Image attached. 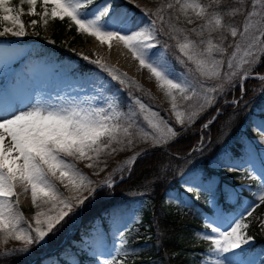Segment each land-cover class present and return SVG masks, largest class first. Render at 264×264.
I'll return each instance as SVG.
<instances>
[{
	"label": "snow or ice",
	"instance_id": "snow-or-ice-1",
	"mask_svg": "<svg viewBox=\"0 0 264 264\" xmlns=\"http://www.w3.org/2000/svg\"><path fill=\"white\" fill-rule=\"evenodd\" d=\"M19 3L21 7L18 9L11 0H0V24L10 25L0 29V38H23L28 35L21 19L24 14L23 5L26 4L27 14L39 15L45 25L49 19L64 21L67 18L75 25L78 33L94 37L100 45L107 43L111 49L113 41L122 44L131 53L132 58L139 62V68L147 69L151 77L155 78L159 89L171 99L172 110L180 124H183L184 120L181 118L183 113L176 110L178 96L186 100L195 98L198 109L204 111L214 103L212 94L223 95L224 82L215 86L205 85L198 80L189 79L183 72H177L168 59L169 46H161L159 36L176 39L179 52L187 58V62L194 64L201 76L211 80L221 77V62L216 59L214 53L224 52L223 45L228 34L232 38H238L228 43V47L234 51L223 68L225 73L233 69L239 70L244 65L252 68L264 57V13L253 12L251 15L260 16L255 29L250 31L245 25L238 33L237 29L231 27L223 18V10L217 9V14L209 19L204 5L175 0L185 15L188 10H192L198 18L206 21L198 33L201 39L194 41L184 36L181 41L174 26L170 25L168 30L165 29L163 9L156 13L145 12L146 23L134 26L132 18L126 12L117 10L113 0H105L99 7H96V0H19ZM38 3L44 9L42 14L37 12ZM229 6L233 5L225 7ZM173 7L172 3L167 4L168 9ZM240 11L241 14L247 15L243 9ZM188 22L191 23V19ZM30 24L35 27L37 21L32 20ZM205 30L208 33L206 39ZM214 33L219 43H213ZM13 43L14 40L0 39V70L17 76L18 81L27 83L25 73L17 74L14 67L18 53L9 48ZM203 45L206 47H202ZM238 53H242V56H238ZM81 58L95 64L110 77L106 79L98 72L81 73L73 77L70 86L87 96V102L44 106L29 101L21 108L20 104L28 97L21 91L19 84H14L0 93V239L6 243L11 238L23 244L19 249L0 254L5 259H11V264H17L18 258L30 255L34 249L46 247L55 239L57 233L71 227L87 212L89 204L100 192L114 188V179H105L96 184L66 157L80 162L86 161L88 168H97L103 162L101 157L134 145L138 137L137 130L142 127L140 115L151 113V118L144 115L143 119L156 130L152 135L154 145L126 162L130 175L138 159L154 155L162 143L168 144L170 138L177 137L178 132L183 131L168 126L159 113L152 111L140 98L128 94L129 98L125 100L122 93L126 85V74L119 73L100 60H90L88 56ZM235 74L236 72L232 71V75ZM113 82H118L120 87H116ZM240 83V96H234L230 101L225 99V105L231 104L235 108L243 101V78ZM231 90L234 92L235 87ZM196 114L195 109L189 112V122H192ZM220 114L222 109L217 108L216 113L201 126V130H206ZM153 118L160 123H153ZM252 130L260 136L256 144L262 146L261 151L258 152L251 143H245L239 156L223 149L207 161L208 167L229 173H246V178L259 182L253 193L254 199L247 206L241 205V211L229 212L221 206V201L239 202L240 191L233 188L221 193L213 180L196 166L181 172L176 189L166 192V199H174L180 207L186 209L193 206L201 193L205 194L207 214L202 217V222L208 230L204 233V238L210 243V247L199 264H264V252L253 255L247 251L254 237L247 233L250 225L246 220L253 216L258 207L264 206V120L254 123ZM148 135L144 133L140 138L147 139ZM7 138L10 139L5 144ZM246 139L242 138V141ZM204 149L205 142L201 136L198 147L191 151L203 154ZM161 150L169 159L155 163L157 175L149 185H155L168 173L172 159H187L178 155L173 157L167 148ZM103 170L98 168L94 174L99 175ZM118 171L123 179L125 168ZM115 174L114 172L112 175ZM54 180L59 181L70 195L65 196ZM149 185H145V190H148ZM17 187L23 188L26 193L30 190L34 206L47 207V211L41 210L35 214L34 227H22V224L27 222L18 210V198L15 202L12 200V197L16 196ZM243 188L249 186L244 185ZM124 216L125 213L121 210H113L109 217L111 227L108 232L104 231L103 224L99 231L93 228L78 242H74L71 248L64 249L56 257L46 258L42 264H82L80 256L87 257L88 264H119L117 256L128 255V252L123 250L127 243L124 234L128 231ZM109 236L119 241L118 247L108 246Z\"/></svg>",
	"mask_w": 264,
	"mask_h": 264
},
{
	"label": "rangeland",
	"instance_id": "rangeland-1",
	"mask_svg": "<svg viewBox=\"0 0 264 264\" xmlns=\"http://www.w3.org/2000/svg\"><path fill=\"white\" fill-rule=\"evenodd\" d=\"M127 3L134 6L138 9L137 12H133L128 10L124 6L116 5L117 0H113V3L116 6L117 10H122L128 14L135 22L134 26L143 25L146 23V17L144 16L145 12L156 13L160 12L163 9L162 16L164 20L165 29L168 30L169 26H174L178 31L176 35H178L179 39L183 41V37L187 36L189 39L198 41L201 37L198 33L201 30V27L206 24L204 19L198 18L196 12L192 10L187 11V15L180 11V5L175 3V0H124ZM105 0H99L96 2V7L102 6ZM184 2V0H182ZM189 3H200L204 5L208 12V18L212 19L217 14V9L223 10L221 12L223 18L227 23L230 24L231 27H235L239 32L243 30L245 25H247L250 31L254 30L257 21H259V15H251L253 12L255 13H264V0H187ZM172 3L174 7L172 9L167 8V4ZM233 5L229 7H225L228 5ZM240 9H243L247 15L241 14ZM24 14L21 16L22 21L26 26V31L28 35L23 38H13L11 36L2 37L0 39L14 40L15 43L9 45V48L18 53L16 57V62L14 67L16 69L17 74L24 72L28 78V82L25 83L23 80L17 79V76H13L6 71L0 70V93H3L7 88H10L14 84H19L21 91L27 94V99H25L24 103L20 104L21 108H24L29 101L33 104H40L44 106H62L67 105L69 103H81L87 102L88 97L84 94L80 93L78 90L71 87V81L74 76H78L79 73L71 74L66 72V70H61L59 67L63 65V62L43 60L42 58L36 57L34 55L35 49L38 47V43L36 41H28L26 38L35 39L38 35L44 39V43L49 46H53L52 41V33L54 31V23L56 21H60L59 19L52 20L49 19L47 25L43 24L40 20V16H31L28 15V9H23ZM44 9L42 5L37 10L38 13H43ZM189 19H191V23H189ZM32 20H36L37 24L35 27H32L30 22ZM66 24L64 25V30L62 32V41L66 47L70 49V51H74L80 58L82 56H88L90 60H100L103 64L116 69L121 74H126V85H130V92L133 96L138 97L146 104V106L150 107L152 111H156L159 113V116L168 124V126L173 127L174 130L183 129L200 119H205L201 126L210 119L215 113L217 108H221V105L225 103V99L231 100L233 98V94L240 92L241 87V79L243 78V82L247 76H252L256 78L264 77L263 75H253L251 71L257 66L258 62L254 64L252 68H248L247 65L242 66L239 70L233 69L236 74L233 76L232 71L225 73L223 68L227 65L228 60L231 58V54L234 51L233 48L228 47V43L234 39L230 34L227 35L224 41V52L223 53H214L216 59L221 62V68L219 69L221 72L220 79L211 80L207 79L200 75V72L196 69V66L190 62H187V58L183 57V55L179 52L178 44L176 39H171L168 36H159L158 39L161 42L166 41L169 45L176 47L177 55L179 61L188 66L191 70L190 76L184 73L182 70L176 69L177 72H183L189 79L194 81L198 80L205 85H217L221 82H224V93L220 96L214 95V103L211 107H207L204 111H200L196 104V99L186 100L180 98L178 96L176 100V110L183 113L182 119L184 120L183 124H180L176 119V114L172 110L171 99L164 95V93L159 89L155 78L151 77L150 73H148L147 69H140L139 62L134 60L131 56V53L123 47L122 44H117L116 42H112L111 49L108 47V44L100 45L99 42L94 37H89L86 34L78 33L75 25L71 24L67 18L64 20ZM63 22V21H61ZM4 26H10L6 24H2L1 28ZM159 26V24H158ZM207 30L204 32V38H207ZM213 43H219L215 39V33L213 34ZM202 47H206L203 45ZM238 56H242V53H238ZM66 66L72 70L77 66V60H70L66 62ZM99 73L104 76L106 79H110L108 74L102 71L99 68H94L91 73ZM227 81H231L230 83ZM134 82V83H132ZM118 84V82H113ZM117 87V85H115ZM235 87V91L233 92L231 89ZM118 87L120 85L118 84ZM244 88V86H243ZM202 91H206V89H202ZM193 109L196 110V115L193 117L192 122H189V112ZM252 112L249 114L247 119L243 122L240 127L239 133L236 135L234 139H232L228 144H226L223 149H227L233 155L239 156L244 148L245 143H251L257 149V151L262 150V146L256 144V141L260 139L258 133L253 132L252 125L254 123H259L261 120H264V96L256 102L253 107L251 105ZM137 111H139L137 106ZM144 115H149L151 118V113L141 114L139 117L140 123L142 127L138 129V137L136 142L131 148H125L122 151H117L110 155L106 154L101 157L103 161L97 168H88L86 167V161L80 162L76 160H72L70 157H66L71 163H74L77 168L80 169L81 172L91 180H93L96 184L99 182L120 175L118 171L121 168H126V162L130 160L133 156L138 155V151L142 149H146L148 147H153L154 141L152 140V135L155 133V129L151 128L147 121L143 119ZM153 123L159 124L160 121L153 118ZM144 133H148L147 139H142L140 137L144 136ZM182 133V131L178 132V136ZM177 136V137H178ZM177 137L170 138L169 143L177 140ZM247 138L242 141V138ZM201 138V137H200ZM10 138L5 140V144L9 142ZM168 143V144H169ZM199 143V142H198ZM166 144H161L160 146H165ZM15 155V153H14ZM98 168H103V171L99 172V175H95L94 173L98 171ZM213 170V175L208 176L209 179H212L213 182L218 186L221 193L225 190L231 191L235 188L237 191H240V200L239 202H227L221 201V206L229 212H236L242 210L241 205L247 206V204L251 203L254 199L253 193L256 191L258 181H253L249 178H246V173L239 172H227L217 170L216 168L211 167ZM116 173L113 176V173ZM237 174V176H234ZM119 180V179H118ZM60 191L68 196L70 193L63 188V186L59 183V181H53ZM248 185L249 188H243L242 186ZM168 191V190H167ZM166 191V192H167ZM16 196L12 197V200L15 202L18 198V210L22 214L24 221L27 223L22 224V227L27 228L29 225L34 227L35 221L34 216L38 211H47V207L37 208L31 202V193L30 190L26 193L23 188L17 187L15 189ZM165 192V203L166 205L180 209V207L174 199H166ZM195 195V194H193ZM201 196L205 198V194L201 193ZM140 201L136 202L133 208L124 209L122 212L125 213L124 222L132 223L135 220L134 210L138 207ZM260 207H258L253 213L252 217L247 218L246 222L249 223L250 227L247 230L248 235L250 232H258L260 235L264 237V215H262L259 211ZM80 224V219L78 218L73 226L75 228H71L70 237L74 234L75 230L78 228ZM100 222L95 224V230L99 231L101 228ZM104 231L108 232L111 227L110 220L105 223ZM208 231L204 228L202 224V233L201 238L204 239L206 243H209L204 238V233ZM251 236V235H250ZM68 237V239L70 238ZM111 246L110 247H118L119 241L114 240L111 236ZM65 240V239H64ZM74 242H78V240H73L71 238V243L66 248H71ZM210 244V243H209ZM254 240L251 246L247 249L250 254H259L264 252L255 250ZM63 244H61L58 248L46 253L50 254L57 251ZM21 248L23 244L21 241H17L14 239H8L7 242H3L0 239V250L6 248ZM50 247L48 244L43 250H46ZM65 248V249H66ZM39 249H34L33 253H38ZM75 251V249H73ZM45 254V255H46ZM45 255H40V257H45ZM81 257V256H80ZM83 257V256H82ZM85 257V256H84Z\"/></svg>",
	"mask_w": 264,
	"mask_h": 264
},
{
	"label": "trees",
	"instance_id": "trees-1",
	"mask_svg": "<svg viewBox=\"0 0 264 264\" xmlns=\"http://www.w3.org/2000/svg\"><path fill=\"white\" fill-rule=\"evenodd\" d=\"M11 3L18 9L21 7L19 0H11ZM115 4L124 6L133 12L138 11L124 0H117ZM40 6L41 4L38 3L37 10ZM23 9H28V6L23 5ZM65 24V21L54 23V31L51 37L53 46L46 45L41 35L35 39L26 38L28 41L34 40L38 43L34 55L49 62H63L59 68L71 74L89 73L94 68H98L95 64L84 61L64 45L62 32ZM165 44L169 46L167 49L168 59L173 63L175 69L182 70L190 76L191 70L179 61L176 47L169 45L166 41L161 42V46ZM74 59L77 60V66L70 70L66 66V62ZM251 74L258 76L264 74V57L251 71ZM115 85L118 87L117 83ZM243 86L244 99L238 107L234 108L231 104L225 105L223 103L221 105L222 114L217 116L215 122L210 124L206 130L200 129V125L205 120L200 119L187 126L177 137V140L157 148L154 155L146 159H138L132 167L130 175L127 170L124 171L123 179H120L114 188L100 192L98 197L89 204L87 212L79 218L80 224L71 237L69 232L71 228H75L73 225L57 233L55 239L49 243L48 249L43 250L42 248L38 253L32 251L30 255L18 258L17 264H42L46 258L58 256L70 245L71 238L79 241L83 235L95 227L97 222L103 225L107 223L113 210L123 211L133 208L138 201L140 203L134 210L135 220L130 223L128 231L124 234L127 243L123 250H126L128 255L117 256L119 264H199L210 247V244L201 238L202 217L207 214L205 198L200 195V198L193 203L191 208L177 209L166 205L165 192L176 189L180 173L186 172L194 166L203 170L207 176L213 175V170L208 167L207 161L220 153L223 147L236 137L241 125L252 112L251 105L253 107L264 96V79L245 78ZM128 94H132L130 85L124 87L122 95L125 100L129 98ZM234 96L238 98L240 92L233 94ZM201 136L205 142L203 154L192 152L193 148L198 147ZM163 148H167L173 157L178 155L187 159H172V166L168 173L155 185H149V182L157 175L155 163L169 159L163 155L161 150ZM144 150L138 151V154ZM119 178H121V174L115 176L114 180L117 181ZM145 185H149L148 190H145ZM259 211L264 215V206H261ZM250 235L254 237V249L257 251L264 250V237L258 232H250ZM68 237L70 238L68 239ZM61 244L63 245L57 251L46 254ZM108 246H111L110 238ZM13 249L19 248L2 249L0 254ZM40 255H45V257H40ZM80 260L82 264H88V259L84 256H81ZM0 264H11V259L0 256Z\"/></svg>",
	"mask_w": 264,
	"mask_h": 264
},
{
	"label": "water",
	"instance_id": "water-1",
	"mask_svg": "<svg viewBox=\"0 0 264 264\" xmlns=\"http://www.w3.org/2000/svg\"><path fill=\"white\" fill-rule=\"evenodd\" d=\"M116 183V182H115Z\"/></svg>",
	"mask_w": 264,
	"mask_h": 264
}]
</instances>
